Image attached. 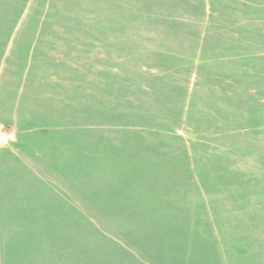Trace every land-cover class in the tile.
Listing matches in <instances>:
<instances>
[{
    "label": "rangeland",
    "instance_id": "374dc122",
    "mask_svg": "<svg viewBox=\"0 0 264 264\" xmlns=\"http://www.w3.org/2000/svg\"><path fill=\"white\" fill-rule=\"evenodd\" d=\"M0 264H264V0H0Z\"/></svg>",
    "mask_w": 264,
    "mask_h": 264
},
{
    "label": "built area",
    "instance_id": "2783aa9c",
    "mask_svg": "<svg viewBox=\"0 0 264 264\" xmlns=\"http://www.w3.org/2000/svg\"><path fill=\"white\" fill-rule=\"evenodd\" d=\"M0 142H1V140H0Z\"/></svg>",
    "mask_w": 264,
    "mask_h": 264
}]
</instances>
